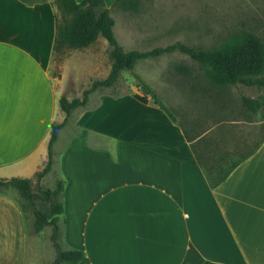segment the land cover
Wrapping results in <instances>:
<instances>
[{"label": "crops", "instance_id": "1", "mask_svg": "<svg viewBox=\"0 0 264 264\" xmlns=\"http://www.w3.org/2000/svg\"><path fill=\"white\" fill-rule=\"evenodd\" d=\"M56 11L51 0H0L1 177H33L51 123L66 116L49 70ZM130 86L97 88L71 109L38 181H63L64 248L84 251L73 264H264L261 109L182 85L174 121ZM202 165L231 171L211 186ZM40 231L28 234L20 202L0 188V264H30Z\"/></svg>", "mask_w": 264, "mask_h": 264}, {"label": "rangeland", "instance_id": "2", "mask_svg": "<svg viewBox=\"0 0 264 264\" xmlns=\"http://www.w3.org/2000/svg\"><path fill=\"white\" fill-rule=\"evenodd\" d=\"M137 1V8L130 9L115 3V0H104L115 20L114 34L124 49H147L165 46L175 41L196 47H210L242 29L264 34V0ZM109 49L107 40L99 36L85 47H61L59 50H54L49 70L53 76L58 77L55 82L56 90L61 92L63 88L66 97L67 95L74 97L76 94L80 97L82 90L89 86L92 80L104 78L108 74L111 65ZM176 64L185 65L189 68V72L184 68L182 70V67L176 68ZM133 70L140 73L155 91L161 94V98L167 104L170 103L176 114H178L179 88L182 85H215L208 82L197 61L178 50L138 59L134 63ZM130 85H138V82L131 70L122 69L114 84L99 89L112 88L120 91L125 87H131ZM215 86L219 90L221 99L229 101L234 109L243 106L242 94L254 97L264 93V86L242 83ZM260 111L264 114V108ZM67 116L64 117L65 123L70 124L71 121ZM235 116L237 117L238 114L236 113ZM52 176L53 174L49 173L41 184L32 178V190L38 192L40 188L50 186ZM6 187L24 206L28 234L30 236L36 234L33 210L34 208L47 210L49 202L33 197L31 204L16 188ZM58 224L56 240L64 248L62 221L59 220ZM52 229V225L46 224L37 234L40 240H36V243H40V246L36 251V258L29 259L30 264H47L50 259L54 260L56 257V249L50 238ZM61 264L66 263L61 262Z\"/></svg>", "mask_w": 264, "mask_h": 264}, {"label": "trees", "instance_id": "3", "mask_svg": "<svg viewBox=\"0 0 264 264\" xmlns=\"http://www.w3.org/2000/svg\"><path fill=\"white\" fill-rule=\"evenodd\" d=\"M56 6L55 34L52 48L59 50L61 47L81 48L94 42L99 36H103L109 45L111 65L108 74L104 78L94 79L89 86L82 90L80 97L74 96L70 99L60 95V108L66 113L71 109L84 105L90 93L99 87H109L117 80L122 69L131 70L138 82V87L144 95L150 96L152 102L165 111L168 116L176 121L172 109L163 101L155 89L133 70L136 60L147 56L158 55L162 52L178 50L187 54L197 61L203 69L208 82L219 85L242 83L246 85L264 86V34L261 35L254 30L242 29L232 33L219 44L203 47L191 46L181 41H175L165 46H154L147 49H124L118 42L114 30V18L110 8L104 0H51ZM124 8L136 9L137 0H115ZM176 68L189 72V68L182 64H176ZM243 106L256 112L264 108V93L251 97L242 94ZM65 123V118L60 122H52L50 125L47 160L43 166L35 172L33 177L24 176H0V188L12 186L19 194L32 204L33 197H39L49 202L47 210L34 208V229L41 230L46 224L52 225L51 241L56 249V257L49 264H73L84 256V251L76 248H62L56 240L59 220L63 213L61 192L63 181L57 180L54 186L40 188L34 192L31 188L32 178L38 182L40 178L50 169L52 156L51 146L57 137L58 129ZM199 162V161H198ZM200 163V162H199ZM201 164V163H200ZM205 176L211 186L220 183L231 171V168L216 170L203 166ZM22 208L24 206L20 203ZM199 264H226L223 262L205 259Z\"/></svg>", "mask_w": 264, "mask_h": 264}]
</instances>
